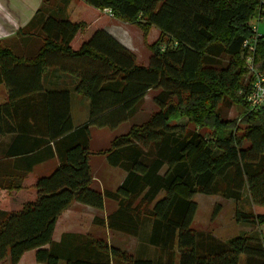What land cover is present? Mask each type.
<instances>
[{
    "label": "trees",
    "instance_id": "1",
    "mask_svg": "<svg viewBox=\"0 0 264 264\" xmlns=\"http://www.w3.org/2000/svg\"><path fill=\"white\" fill-rule=\"evenodd\" d=\"M62 1L43 17V43L34 56H18L0 41V83L8 94L0 104V134L44 136L58 159L48 174L9 188L0 263L17 264L35 250L43 264H264L262 237L222 240L192 226L198 193L236 202L245 195L251 209L236 207L235 221L264 225V104L252 109L246 100L251 80L244 83L248 53L242 46L253 35L249 20L261 0H81L137 25L143 37L157 28L167 41L163 48L162 38L150 45L146 65L101 27L75 46L87 24L69 20L68 0ZM253 65L264 71V34L256 39ZM48 67L78 78L75 90L89 100L82 125L73 127L68 91L43 88ZM149 90H158L156 110L98 152L126 171L124 180L115 190L94 189L90 127H117ZM223 102L241 108L239 116L222 118ZM104 199L117 207L93 221L138 238L147 224L156 256L131 255L88 233L53 241L63 211L74 202L101 210Z\"/></svg>",
    "mask_w": 264,
    "mask_h": 264
},
{
    "label": "crops",
    "instance_id": "2",
    "mask_svg": "<svg viewBox=\"0 0 264 264\" xmlns=\"http://www.w3.org/2000/svg\"><path fill=\"white\" fill-rule=\"evenodd\" d=\"M43 0H0V41L12 40L13 51L21 57H32L38 47L34 44V39L41 36L40 25L43 18L37 23L33 31L21 34L25 28L30 26L38 16L42 7ZM85 7V6H84ZM99 27V26H98ZM103 27V26H102ZM103 29L113 36L117 41L128 47L121 40L118 26L108 21ZM91 33L87 28L74 42L77 46ZM38 37V38H37ZM40 40V39H38ZM33 41V42H32ZM37 43V42H36ZM147 62L141 64L146 65ZM78 82L76 75L60 70L58 67H48L42 77V86L46 90L68 91L69 92V111L73 127H78L85 123L89 116V100L75 90ZM150 91V90H149ZM8 98L7 89L4 83H0V104L6 102ZM60 102H56L59 106ZM62 110V106L60 107ZM96 128L90 127L89 164L92 175V187L99 191L115 190L126 176V171L119 166L109 164L107 157L98 159L94 154L104 151L110 145L114 136L108 134L105 139L98 138L94 141V136L98 135ZM122 134V133H121ZM58 165V159L54 152L53 142L44 136H34L18 133L0 134V221L9 210L10 187L18 182H31L35 177L48 174ZM117 207L116 202L104 199L101 210L94 207L74 202L59 216L55 223L52 239L59 241L63 234L68 232L91 234L99 238L110 236L108 244L119 248L131 255L138 257H153L154 247L149 245L148 227L145 233H141L140 238L129 236L118 231H112L95 223V217L105 219L106 216ZM143 234V239L141 238ZM114 241V242H113ZM0 264H11L6 258ZM17 264H43L35 259V250L23 253ZM58 264H65L61 260Z\"/></svg>",
    "mask_w": 264,
    "mask_h": 264
},
{
    "label": "rangeland",
    "instance_id": "3",
    "mask_svg": "<svg viewBox=\"0 0 264 264\" xmlns=\"http://www.w3.org/2000/svg\"><path fill=\"white\" fill-rule=\"evenodd\" d=\"M62 2H63L62 0H43L41 10L38 16L36 17L35 21H33V23L30 26L25 28L23 30V33L21 34L25 35L26 32L33 31L37 26V23L41 20V18L46 16V14L52 13L60 6H62L61 5ZM90 8H91L90 6H87L81 0H68V3L65 6V12L67 18L71 21H79V20L85 21L87 24L85 30H87V28L93 30L95 27L98 28V26L103 28L105 27V24L108 21L114 23L116 27L118 26L121 40H123L124 44H127L128 46L126 48H128L131 52L135 54L137 63L140 64L143 62L148 63V59L151 54L150 45H152L158 39L162 38L160 36V31L157 28L155 27L149 28L147 35L143 37L142 30L137 25L123 21L113 15L106 16L103 13L99 11H93ZM255 19H256V15H253L249 21L256 22ZM256 23L258 25V33L264 34V21H258ZM38 39L36 40L34 39V44L36 45V47L39 46L40 48L43 43L42 34ZM162 40L163 42L161 44V48L165 46L164 43H166L167 39L163 37ZM12 42H13L12 40L5 41V44L11 47L13 51H15V49L12 47ZM249 80H250V74L248 70H246L244 76V83H247ZM157 92L158 90L148 91L147 94L144 96V98L136 106L132 114L128 117V119L123 123L119 124L117 127L108 128V127L91 126L92 128H96V130H102L99 131L98 135L94 136V141L98 142V138L101 141L102 139H105L108 134L112 136L120 135L121 133L127 132L132 125L140 124L144 122L149 117V115L154 110H156V105L153 102V96ZM241 110L242 109L239 108L238 106L229 105L227 102L225 103L223 102L219 106V112L221 117L226 119L237 118ZM178 122L182 124L185 123L186 121L185 119H181ZM187 126L193 127L191 124ZM94 155L98 159L107 157V154H102V153L94 154ZM194 201L196 202L197 209L192 221L193 228L198 230L209 231L222 240H227L231 237L238 235H255V236H260L262 237V239H264V225L244 224V223H237L235 221L234 211L236 207L245 211L251 209V204L247 196L244 195L241 199H239L236 202L231 199L222 198L218 195H205L198 193L194 196ZM143 229H144L143 233H145L147 229V224H144ZM106 237L110 238V236L108 235H106ZM142 237L143 234L141 238ZM107 238H105V240L108 242ZM111 244L113 243L111 242L110 246H112ZM153 249H154V256H156L157 250L155 248Z\"/></svg>",
    "mask_w": 264,
    "mask_h": 264
},
{
    "label": "built area",
    "instance_id": "4",
    "mask_svg": "<svg viewBox=\"0 0 264 264\" xmlns=\"http://www.w3.org/2000/svg\"><path fill=\"white\" fill-rule=\"evenodd\" d=\"M103 11L108 15H112L111 11L107 8H104ZM255 20L256 22L264 21V0H261V10ZM256 22H250L253 35L251 38L245 39L242 43L243 48H245L248 53L245 62L251 80V89L246 100L252 109L258 108L261 104H264V71L258 70L253 65L255 42L261 35L258 33V25Z\"/></svg>",
    "mask_w": 264,
    "mask_h": 264
}]
</instances>
